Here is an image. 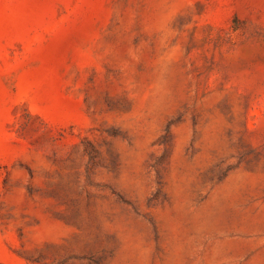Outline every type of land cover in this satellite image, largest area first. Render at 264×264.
Wrapping results in <instances>:
<instances>
[{
  "label": "rangeland",
  "instance_id": "374dc122",
  "mask_svg": "<svg viewBox=\"0 0 264 264\" xmlns=\"http://www.w3.org/2000/svg\"><path fill=\"white\" fill-rule=\"evenodd\" d=\"M0 264H264V0H0Z\"/></svg>",
  "mask_w": 264,
  "mask_h": 264
}]
</instances>
